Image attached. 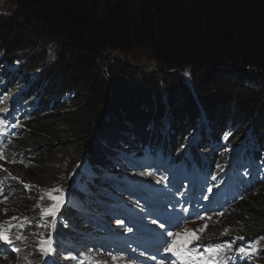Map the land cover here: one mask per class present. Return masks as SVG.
I'll return each mask as SVG.
<instances>
[{
    "label": "trees",
    "instance_id": "16d2710c",
    "mask_svg": "<svg viewBox=\"0 0 264 264\" xmlns=\"http://www.w3.org/2000/svg\"><path fill=\"white\" fill-rule=\"evenodd\" d=\"M138 47L148 48L160 69L145 71L112 56ZM23 48L34 60L0 71V110L14 101L34 108L11 144L27 149L17 164L25 158L36 167L28 182L37 177L45 184L51 173L50 183L62 163L88 154L80 181L66 176L74 204L61 211L54 248L87 243L100 234L98 226L108 239L111 205L141 212L143 203L172 193L174 184L163 186L168 177L188 178L193 192L203 190L218 166L243 152L241 172L254 188L226 219L241 221L235 224L241 233L260 236L264 246V172H248L251 157L256 167L264 165V0H14L13 9L0 14V56L8 53L11 63ZM50 53L51 67L40 70ZM128 152L149 166L137 168L125 159ZM35 193L30 189L28 197ZM36 202L22 212L35 215ZM35 220L5 229L28 242L17 239L19 253L7 258L109 263L92 243L78 253L69 249V260L46 258L31 234L47 233L50 224ZM257 251L264 260V249Z\"/></svg>",
    "mask_w": 264,
    "mask_h": 264
},
{
    "label": "clouds",
    "instance_id": "9594fccd",
    "mask_svg": "<svg viewBox=\"0 0 264 264\" xmlns=\"http://www.w3.org/2000/svg\"><path fill=\"white\" fill-rule=\"evenodd\" d=\"M21 103V101H14L8 108L0 110V121H3V124L0 125V210L4 212H6L7 205L13 204L14 200L16 199L15 191L18 189L16 179L19 172L18 170L14 171L13 167H11L10 170V166L17 164V162L19 161V155H23L27 152V149L18 150L17 148L12 147L11 144L15 139L20 138L22 134V121L27 119L29 115L34 112V108H32V106L21 105ZM193 144L195 143L193 142ZM251 158L252 159L250 160V163L248 165V172L251 173V176L257 170L260 172L264 171V165L259 162V165L256 167L257 160L253 157ZM129 160L134 161L136 166H149V163L148 165H144V159L134 160V158L131 157L129 158ZM22 161L23 163L17 165H23L26 162V159L24 158L22 159ZM245 164L247 163L245 159V152H243L236 158L218 166V168L215 170V174L212 175L213 177H215L216 181L213 183V187H211V190L215 193H217L219 190L220 192L215 196L211 204H213V201L222 195L223 187H226L227 189L233 187V190L239 192L237 198L229 197L234 193L232 192L217 202L216 206L219 209L215 210L214 208H208L203 215H198L199 210H195L193 208L196 218H189L184 223H179L176 215L173 217L174 222L171 223L172 231L176 229V233L180 235L181 239H184V241L186 240L188 242L187 246L191 248L192 252H194L193 256L196 259L195 264H218V262L219 264H222L223 261H225L226 258L230 256L234 257L229 258L226 264H254L252 260L257 261L253 258L254 253H257V257L261 259L262 256L259 255V252L257 251L259 247H264L259 241H257L260 236H243L240 235L242 234L241 232L240 234H238L237 231H231L222 234H215L210 232L211 230L209 231L210 224L212 227H215L219 225V222H223L219 219L223 216L226 219V216L232 212L233 208L238 207L241 201L244 200L254 188L251 177L244 176L241 172V170L245 171ZM11 171L15 172L16 176H14ZM183 179L184 183L188 184V187L186 188L187 191L190 192V184L194 185V182L192 180H189L188 178ZM219 179H223V181H225V185L224 183L216 184ZM184 183H181L180 186L184 187ZM158 200H160V198H156L154 202L156 203L154 204L155 206L153 204L149 205V209L154 210L153 213L159 210V208L156 207L157 205L159 206ZM163 208L165 211L168 210L167 207ZM81 209L82 208H79V210ZM107 215L109 216V214ZM6 222L7 227L9 226V224H11V222L14 223L13 220H8V217L6 219ZM107 222L108 221L106 219L104 224H106ZM107 225H109V223ZM205 225H207L206 228L204 227ZM98 238L103 239V234H98ZM96 240L98 239H93V241ZM69 244H73L74 247L78 248L77 251L70 248L74 252H78L80 248H84L88 245V243L80 242H64L63 245L66 246ZM89 246L90 245H88V247ZM222 246L224 249L223 251H221L218 255L212 254L211 250L221 248ZM239 247H244L246 249L245 253H242L243 255H238L239 251H237V249ZM98 248L95 247V249L97 250ZM10 252L12 251L1 254L0 258L7 259ZM100 254L103 253L100 251ZM68 255L71 256V253H69Z\"/></svg>",
    "mask_w": 264,
    "mask_h": 264
},
{
    "label": "rangeland",
    "instance_id": "374dc122",
    "mask_svg": "<svg viewBox=\"0 0 264 264\" xmlns=\"http://www.w3.org/2000/svg\"><path fill=\"white\" fill-rule=\"evenodd\" d=\"M14 6V0H0V14L1 13H8L13 9ZM147 48V47H146ZM3 50L0 49V52H2ZM23 55V56H21ZM112 56H114V58H120V59H128L131 64L145 70V71H150L152 69H160V67L157 64L156 60H151L150 59V55H149V50L148 48H135L134 50H132L128 56L125 57V55H120V53H115ZM9 58V54L8 53H4L3 56H0V71L4 68H10L11 72L14 71V67L15 64L14 62L20 61L21 63L25 62L26 60L30 59L34 60L33 58H31V52H29V49H25L23 48V50H18L17 52H15L14 54H12V56L10 57L11 63L6 62V60ZM54 58V54L50 53L49 55H46L43 59H40V61H43L41 64V68L40 70H49V67L46 66H50L49 62L51 60H53ZM40 63L38 61V67L40 66ZM9 65V67L7 66ZM45 67V68H44ZM191 67V65H187L184 68H189ZM183 68V69H184ZM35 67L33 69H29V72H31L32 70L35 71ZM39 70V71H40ZM51 68L50 71L51 72ZM33 72V71H32ZM33 72V73H34ZM2 77V76H1ZM30 79V78H29ZM6 80V79H5ZM52 80V78H51ZM20 85V83H17L16 86L13 87H18ZM52 93V92H51ZM17 94H15L16 96ZM29 99H32V96L28 97ZM51 111H54V109H52ZM165 125L166 122H164ZM88 154L85 153V151L80 154L77 158H75L74 162H66V163H62L61 166L59 167V169H56V174H54V179L49 183L48 178L51 175V173H48V178H47V183L44 184V180H38L37 177L35 178L34 181L29 180V182L27 181V178L29 177H33V173L34 171H36V167H31L29 166V164L27 163L26 165H16V168L18 170V174H17V181L16 184L18 186V189L15 191L16 192V199L14 200L13 204H9L6 206V212L0 210V223L3 226V234H5V229H6V219L9 215V217L11 218L10 220H13V222H20V221H27V220H34L35 217V224L38 226L39 225V221L41 222H49L50 224V228L48 230L47 233H45L43 230L38 229L37 231H35L34 233L31 234V239H33L37 243L40 247H41V241H48L50 242L49 245H47L46 247L50 248V251H47V253H45L44 251H41L46 258H54V259H59L62 260V258H66V260H69L71 258L70 255H68L70 252H68V250L71 248L75 251H77L78 248L74 247L73 244H69L67 245V247H62L60 249V252L58 249L54 248V240L57 234V225L58 223L62 220L61 219V211H63L64 207L67 204H74L73 199L71 198L70 192H66V188H64V184L66 183V180L68 178H72L74 180V182L76 181H80V176L83 173V169H84V165L86 164V162L88 161ZM131 155L130 152H128L125 155V159H129L128 157ZM3 161V160H1ZM259 165V164H258ZM66 166V167H65ZM264 171H262L263 173ZM103 175H105V173H103ZM66 176L68 178H66ZM116 175L112 176L115 177ZM57 177V179H56ZM95 183V182H94ZM30 189H35L36 193L33 194L31 197H28L29 194V190ZM55 189L57 191L53 192L52 190ZM65 191V192H64ZM61 192H63L61 194ZM34 196V197H33ZM55 196L56 199L54 200L52 197ZM34 198V199H33ZM32 201H37L36 202V209L35 210V215L32 214H25L23 209H25ZM38 203V204H37ZM59 203V207H56V204ZM15 204V205H14ZM32 205V204H31ZM30 205V207H31ZM151 205V204H149ZM148 205V206H149ZM43 206V207H42ZM147 206V205H146ZM238 206V205H237ZM55 209V212L52 214H45V210H49L51 211L52 209ZM149 208V207H148ZM79 209V207H78ZM77 210V209H76ZM22 213V217L21 219H19L18 217L21 215ZM115 216V215H112ZM16 219H13V218ZM121 217V216H120ZM108 218V215L107 217ZM115 219V217H114ZM112 220V219H111ZM219 220L223 221V222H219V225L212 227L210 224V229L209 231L215 234H222V233H227V232H231V231H237L238 234H240V228L235 227L236 223L242 224L241 221H234L233 219L230 220H226L224 218V216L222 218H220ZM110 222V221H109ZM218 222V221H217ZM15 234H17V231L15 232ZM79 234V232H78ZM14 235L13 232H9L8 233V237L9 240L11 242V244L14 242L17 243V239L12 236ZM243 236H248V234H240ZM3 240V239H2ZM8 240V241H9ZM26 240L23 239V242H25ZM25 243H28L27 241ZM33 241H29V244H25V245H29L28 247L31 248L33 245ZM24 244V243H23ZM264 249V247H263ZM15 251H17V246L13 245L12 248V252L16 253ZM66 252V254H62ZM18 254V253H16ZM257 253H254V259H256L257 261L252 260V262L254 264H264V260L263 258H258L257 257ZM21 258H19V256H16L14 258H7V259H2L0 258V261H5L3 262L4 264H19L18 261H20ZM141 262L144 260H140Z\"/></svg>",
    "mask_w": 264,
    "mask_h": 264
},
{
    "label": "snow or ice",
    "instance_id": "6c2138e0",
    "mask_svg": "<svg viewBox=\"0 0 264 264\" xmlns=\"http://www.w3.org/2000/svg\"><path fill=\"white\" fill-rule=\"evenodd\" d=\"M3 124V121H0V125H2ZM213 179H215V177H213ZM211 189H209V191H210ZM53 192H55V191H57V190H55V189H53L52 190ZM54 200L56 199V197L55 196H53L52 197ZM60 205H59V203H57L56 204V207H59ZM55 212V209L53 208L51 211H49V210H45V214H52V213H54ZM13 219H16L15 217L13 218ZM158 221H156V220H153V223H157ZM161 228H164L165 227V225L163 224V223H160V225H159ZM205 228L207 227V225H205L204 226ZM129 231H131V229H129ZM174 235H177L176 233H174V232H172V231H167L166 233H165V236H166V238L167 237H173ZM0 239H3V240H5V241H8L9 240V237L7 236V235H4L3 234V226L2 225H0ZM16 239H23V237L22 236H17L16 237ZM242 239V238H241ZM187 242H185V244H186ZM50 244V242H48V241H41V251H44L45 253H47V251H50V248H48V247H46L47 245H49ZM177 244H179V242L178 241H175V240H173V241H171V242H169L167 239H166V241H165V244H164V246L162 247V251H165V252H172L174 255H180V254H183L181 251H180V248H178L177 247ZM184 245H180V247L182 248ZM224 249H223V246L221 247V248H217V249H213V250H211L212 251V254L213 255H218L221 251H223ZM237 251H239L240 253H245V251H246V249L244 248V247H239L238 249H237ZM218 264H219V262H218Z\"/></svg>",
    "mask_w": 264,
    "mask_h": 264
},
{
    "label": "bare ground",
    "instance_id": "6f19581e",
    "mask_svg": "<svg viewBox=\"0 0 264 264\" xmlns=\"http://www.w3.org/2000/svg\"><path fill=\"white\" fill-rule=\"evenodd\" d=\"M126 149H127V148H126ZM126 149H125V150H126ZM124 153H125V152H124ZM133 156H134V154H133ZM143 170H144V169H143ZM113 215H116V214H113ZM118 216H120V215H118ZM13 245L16 246L17 244L13 242ZM20 249H21V247L17 246V251H15V252H16V253H19ZM13 253H14V252H13ZM238 260H239V258H238Z\"/></svg>",
    "mask_w": 264,
    "mask_h": 264
}]
</instances>
